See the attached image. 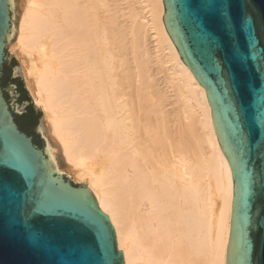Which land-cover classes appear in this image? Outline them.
Returning <instances> with one entry per match:
<instances>
[{"label":"bare ground","instance_id":"bare-ground-1","mask_svg":"<svg viewBox=\"0 0 264 264\" xmlns=\"http://www.w3.org/2000/svg\"><path fill=\"white\" fill-rule=\"evenodd\" d=\"M10 1L54 167L90 189L123 264H225L231 170L162 0Z\"/></svg>","mask_w":264,"mask_h":264},{"label":"water","instance_id":"water-1","mask_svg":"<svg viewBox=\"0 0 264 264\" xmlns=\"http://www.w3.org/2000/svg\"><path fill=\"white\" fill-rule=\"evenodd\" d=\"M162 2L165 29L205 89L231 170L225 264H264V0ZM12 16L11 1L0 0V76L4 68L21 82L37 113V143L17 127L0 88V264H123L113 227L90 189L54 167L38 124L41 111L6 50ZM7 80L0 86L20 111Z\"/></svg>","mask_w":264,"mask_h":264},{"label":"flooded vegetation","instance_id":"flooded-vegetation-1","mask_svg":"<svg viewBox=\"0 0 264 264\" xmlns=\"http://www.w3.org/2000/svg\"><path fill=\"white\" fill-rule=\"evenodd\" d=\"M3 77L8 78L7 80L8 87H12L14 89V92L16 93L15 101H18L19 103L23 104L20 111L13 110V107H12L13 100L8 97V88L0 86L3 96L5 100L7 101V104L9 105V108L13 114V118H14L15 123L17 124V127L23 132H25L27 135H30L32 137V141L34 143H37L36 138H35L36 131L34 129L37 113L33 109V105L28 100L24 99L23 86L21 82L16 78V76L12 75L10 72L8 73L5 72L4 68H2L0 80ZM21 120H23L28 126H30L32 130L29 131L28 129L24 128L21 123Z\"/></svg>","mask_w":264,"mask_h":264},{"label":"rangeland","instance_id":"rangeland-1","mask_svg":"<svg viewBox=\"0 0 264 264\" xmlns=\"http://www.w3.org/2000/svg\"><path fill=\"white\" fill-rule=\"evenodd\" d=\"M18 1H20V0H18ZM12 13H13V11H12ZM6 50L9 52V54H11L14 58H15V60L17 61V63H18V65H19V60L17 59V57L13 54V52H11V50H10V44L8 43V42H6ZM22 79H23V77H22ZM23 84H24V87H25V89H26V91L28 92V94H29V91L27 90V88H26V85H25V81H24V79H23ZM29 96H30V94H29ZM30 98H31V96H30ZM31 100H32V98H31ZM32 102H33V100H32ZM34 104V103H33ZM35 105V104H34ZM36 106V105H35ZM40 111H41V109L38 107V106H36ZM42 123H43V113H42V111H41V116H40V118L38 119V124H39V127H40V130H41V127H42ZM42 133V132H41ZM43 135V134H42ZM72 181V180H71ZM72 183H74V184H76V182H73L72 181Z\"/></svg>","mask_w":264,"mask_h":264},{"label":"snow or ice","instance_id":"snow-or-ice-1","mask_svg":"<svg viewBox=\"0 0 264 264\" xmlns=\"http://www.w3.org/2000/svg\"><path fill=\"white\" fill-rule=\"evenodd\" d=\"M25 228L28 231H31L32 230V224H31V220L30 219L25 222Z\"/></svg>","mask_w":264,"mask_h":264}]
</instances>
